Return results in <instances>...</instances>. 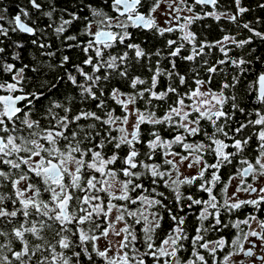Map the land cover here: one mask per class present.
<instances>
[{"label":"snow or ice","instance_id":"snow-or-ice-1","mask_svg":"<svg viewBox=\"0 0 264 264\" xmlns=\"http://www.w3.org/2000/svg\"><path fill=\"white\" fill-rule=\"evenodd\" d=\"M16 7L0 0V264H264V31L245 0Z\"/></svg>","mask_w":264,"mask_h":264},{"label":"trees","instance_id":"trees-1","mask_svg":"<svg viewBox=\"0 0 264 264\" xmlns=\"http://www.w3.org/2000/svg\"><path fill=\"white\" fill-rule=\"evenodd\" d=\"M27 2V0H3V3L5 5L8 6L9 8V14L10 15H14L17 12V8H16V4L17 3H24ZM245 2L253 9L252 12L246 14V16L244 17V19L246 21H252L253 25L255 27H257L259 30L264 31V10H260L256 7L257 3L259 2V0H245ZM260 18V23L256 24V20L257 18ZM223 23V22H222ZM228 26H232V25H227L226 27L232 31V32H240L241 35L238 38H243L244 36H247L248 33L246 30H242V29H236L235 26H233V29L229 28ZM208 32V38L209 39H215L218 38L221 33L219 32L216 24H212V28L210 31ZM26 38V37H25ZM29 40V39H28ZM26 40V41H28ZM160 41V40H159ZM156 43H158V39H156L155 37H150L149 36V41H147L146 46L150 47V48H155ZM253 47H256V52L253 55H261L264 56V45L260 44L258 41L256 44L253 45ZM264 70V65L261 64H255L254 65V71L250 74L249 79H252L254 77V75L261 71ZM228 170H224V178L227 179V173ZM246 211H250V209H246V210H242L240 215L241 218H243V215L245 214ZM193 219L192 217H190V220Z\"/></svg>","mask_w":264,"mask_h":264},{"label":"flooded vegetation","instance_id":"flooded-vegetation-1","mask_svg":"<svg viewBox=\"0 0 264 264\" xmlns=\"http://www.w3.org/2000/svg\"><path fill=\"white\" fill-rule=\"evenodd\" d=\"M23 4H26V2H24V3H22L21 5H23ZM17 8V7H16ZM17 11H18V9H16ZM163 10V5H162V9H161V11ZM161 11H158L157 13H156V16H157V22L161 25V26H164V20L166 19V17L165 16H163V15H161ZM17 13V12H16ZM15 13V14H16ZM14 14V15H15ZM22 19H23V17H22ZM223 22V21H222ZM221 22V23H222ZM204 23H207V24H215L213 21H211V20H209V21H205ZM229 28H231V29H233V25L232 26H228ZM194 28H195V26H194ZM211 29H207V30H201V31H210ZM20 35V38L21 39H23V40H30V39H32V37H29V36H27V35H25V34H19ZM149 36L151 37L152 35L149 33V34H137V37H136V39H137V42H139L141 39H143L144 41H145V44L147 43V41H149ZM26 37V38H25ZM153 37V36H152ZM156 39H158V43H156V45H155V47H158L159 45H160V43H161V39L160 38H157V37H155ZM160 40V41H159Z\"/></svg>","mask_w":264,"mask_h":264},{"label":"rangeland","instance_id":"rangeland-1","mask_svg":"<svg viewBox=\"0 0 264 264\" xmlns=\"http://www.w3.org/2000/svg\"><path fill=\"white\" fill-rule=\"evenodd\" d=\"M188 174H190V173L188 171H185V175H188ZM236 183H237V181H235V180L232 182V186L229 189V194H231V192L235 190ZM260 184H264V179H262L261 181H259L258 184H257V186H259ZM239 198L243 199V198H247V197L245 196V194L241 193Z\"/></svg>","mask_w":264,"mask_h":264}]
</instances>
